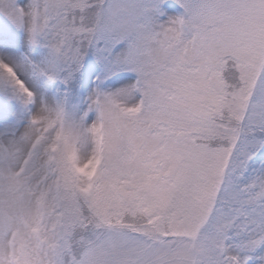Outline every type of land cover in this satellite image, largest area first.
<instances>
[{
	"label": "snow or ice",
	"instance_id": "1",
	"mask_svg": "<svg viewBox=\"0 0 264 264\" xmlns=\"http://www.w3.org/2000/svg\"><path fill=\"white\" fill-rule=\"evenodd\" d=\"M0 0V264H264V0Z\"/></svg>",
	"mask_w": 264,
	"mask_h": 264
},
{
	"label": "rangeland",
	"instance_id": "2",
	"mask_svg": "<svg viewBox=\"0 0 264 264\" xmlns=\"http://www.w3.org/2000/svg\"><path fill=\"white\" fill-rule=\"evenodd\" d=\"M169 3L172 5V9L171 11L173 13L177 12V11H180V8H179V5H176L175 4V0H169Z\"/></svg>",
	"mask_w": 264,
	"mask_h": 264
}]
</instances>
